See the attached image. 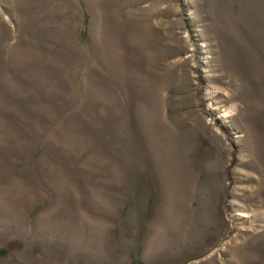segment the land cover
Returning a JSON list of instances; mask_svg holds the SVG:
<instances>
[{
  "label": "rangeland",
  "instance_id": "obj_1",
  "mask_svg": "<svg viewBox=\"0 0 264 264\" xmlns=\"http://www.w3.org/2000/svg\"><path fill=\"white\" fill-rule=\"evenodd\" d=\"M263 214L264 0H0V264H264Z\"/></svg>",
  "mask_w": 264,
  "mask_h": 264
},
{
  "label": "bare ground",
  "instance_id": "obj_2",
  "mask_svg": "<svg viewBox=\"0 0 264 264\" xmlns=\"http://www.w3.org/2000/svg\"><path fill=\"white\" fill-rule=\"evenodd\" d=\"M233 113V109H231L230 111H228L227 113H226V117H228V116H230V114H232ZM255 214H253V215H251V213H249V212H245V211H239L238 213H237V216H239V217H241V218H250L251 216H254ZM258 216H260V215H258ZM262 220H264V214L262 215Z\"/></svg>",
  "mask_w": 264,
  "mask_h": 264
}]
</instances>
